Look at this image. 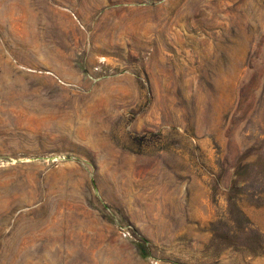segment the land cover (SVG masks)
<instances>
[{
  "label": "rangeland",
  "instance_id": "374dc122",
  "mask_svg": "<svg viewBox=\"0 0 264 264\" xmlns=\"http://www.w3.org/2000/svg\"><path fill=\"white\" fill-rule=\"evenodd\" d=\"M0 264H264V0H0Z\"/></svg>",
  "mask_w": 264,
  "mask_h": 264
}]
</instances>
